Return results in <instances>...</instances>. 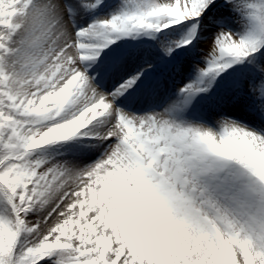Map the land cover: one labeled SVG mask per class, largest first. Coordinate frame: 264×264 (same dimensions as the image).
Returning a JSON list of instances; mask_svg holds the SVG:
<instances>
[{
    "label": "snow or ice",
    "instance_id": "6c2138e0",
    "mask_svg": "<svg viewBox=\"0 0 264 264\" xmlns=\"http://www.w3.org/2000/svg\"><path fill=\"white\" fill-rule=\"evenodd\" d=\"M0 264H264V0H0Z\"/></svg>",
    "mask_w": 264,
    "mask_h": 264
}]
</instances>
